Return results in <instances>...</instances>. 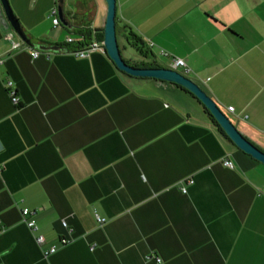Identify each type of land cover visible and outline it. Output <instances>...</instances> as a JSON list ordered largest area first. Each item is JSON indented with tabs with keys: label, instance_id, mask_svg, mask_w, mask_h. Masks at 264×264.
<instances>
[{
	"label": "crops",
	"instance_id": "0c3cea01",
	"mask_svg": "<svg viewBox=\"0 0 264 264\" xmlns=\"http://www.w3.org/2000/svg\"><path fill=\"white\" fill-rule=\"evenodd\" d=\"M63 3L66 25L54 27L56 0H9L35 44L70 49L67 35L103 29L105 0ZM116 20L125 60L183 58L264 151V0H117ZM13 31L0 19V264H264V164L192 94L121 72L106 52L40 50Z\"/></svg>",
	"mask_w": 264,
	"mask_h": 264
},
{
	"label": "water",
	"instance_id": "95a60500",
	"mask_svg": "<svg viewBox=\"0 0 264 264\" xmlns=\"http://www.w3.org/2000/svg\"><path fill=\"white\" fill-rule=\"evenodd\" d=\"M105 1L107 3V11L106 20L103 26V41L106 48L105 51L109 58L115 63V66L120 69L121 72L135 77H149L163 80L165 82L177 84L178 86L188 90L206 107L209 114L215 118L216 123L222 128V131L227 135L226 137L235 145V147L240 149V151L245 154L250 155L251 158L264 164V151L259 149L246 137H244L232 120L222 111L218 103L211 98L200 85L195 83L192 78L180 73L176 69L164 66L137 67L135 64L122 57L116 29L117 0ZM63 4V0H56L58 19L62 24L66 25ZM0 19L3 20L7 30L13 29V32L21 38L24 44L46 51L61 50L58 45L42 46L40 44L32 43L22 30L21 25L9 4V0H0Z\"/></svg>",
	"mask_w": 264,
	"mask_h": 264
},
{
	"label": "built area",
	"instance_id": "2783aa9c",
	"mask_svg": "<svg viewBox=\"0 0 264 264\" xmlns=\"http://www.w3.org/2000/svg\"><path fill=\"white\" fill-rule=\"evenodd\" d=\"M51 15H52V22L54 27H57L60 25V21H59V17H58V11L57 8L54 7L51 11ZM12 33L8 34L7 38L11 39L12 38ZM65 44L73 46V48H70V52L75 54L76 56L80 57V58H84L87 57L91 52H102L105 53V45H104V41L103 39L98 40L95 39L92 35L91 39L88 42H84V37L81 34H72V35H67L65 38ZM151 45V44H150ZM21 45V42H15L13 41V46L12 48H17ZM161 54L164 55V57H168L170 59V64L169 66H167V68H171V69H176V70H181L179 71L180 73L186 75L189 71V66L187 65L186 61L183 58H179V56H174V55H170L167 52H164V50L161 51ZM31 55L36 58L39 55V51L33 49L31 51ZM6 91L11 99V101L13 102L14 105L20 104V99L17 95V88L14 86L13 82L11 80H8L6 82ZM228 112H234V108L228 107ZM225 166L227 167H233V162L229 159H227L225 161ZM1 169V166H0ZM189 183L192 182L191 179H188ZM182 191L185 192L186 188L184 186L181 187ZM32 213L29 208L24 207L21 209V214L23 217V222L28 226V228L36 233L39 229V226L37 224V222L34 220V218L32 217ZM97 220L99 221L100 224H102L103 222H105L104 218H101V216H97ZM61 224L63 227H65L68 232H73V229L71 226H69L66 222L65 219L61 220ZM35 241L39 244V245H43L45 244V239L42 236L41 233L39 234H35ZM71 241L70 238L66 237V236H61L59 238V243L60 245H65L67 243H69ZM58 249V246L56 244L50 246L48 249H45L43 251V255L45 257H47L48 255H50L51 253L55 252ZM91 249H93V246H91ZM155 259L157 260V262H160V259L157 258V256H155Z\"/></svg>",
	"mask_w": 264,
	"mask_h": 264
},
{
	"label": "trees",
	"instance_id": "16d2710c",
	"mask_svg": "<svg viewBox=\"0 0 264 264\" xmlns=\"http://www.w3.org/2000/svg\"><path fill=\"white\" fill-rule=\"evenodd\" d=\"M21 28H22V27H21ZM22 30H23V29H22ZM23 31H24V30H23ZM79 34L83 35V37H84V42H88V41L91 39L92 35H93V37H94L95 39H98V40L103 39V35H104V33H103V29H93V28L80 30V33H79ZM40 45H42V46H49V45L46 44L45 42L40 43ZM56 45H58L59 48H60L61 50H64V51H70V49L64 47L62 44H56ZM51 46H54V45H51ZM138 51H139L142 55H143L144 53L147 54V51L144 50V49L139 48ZM131 63H132V62H131ZM133 64H135V63H133ZM135 66H137V67H144V66L158 67V66H163V65L160 64V63H158V62H156V61H154V60H151V61H150V60H147V61H141L140 63H136ZM176 85H177V84H176ZM178 87H180V86H178ZM180 88L183 89V90H185V91H187V92H189L188 90H186V89H184V88H182V87H180ZM189 93L192 94L191 92H189ZM192 97L195 98L194 95H192ZM195 99H196L198 102H200L197 98H195ZM200 103H201V102H200ZM201 104H202V103H201ZM202 106H203V108L205 109V110H204L205 113L211 118V120H212V122L215 124V126H216V127L222 132L223 136L226 137L227 135L222 131V128L216 123L215 118H213L212 115L209 114L208 110L206 109V107H205L203 104H202ZM226 138H227V137H226ZM227 139H228V138H227Z\"/></svg>",
	"mask_w": 264,
	"mask_h": 264
},
{
	"label": "rangeland",
	"instance_id": "374dc122",
	"mask_svg": "<svg viewBox=\"0 0 264 264\" xmlns=\"http://www.w3.org/2000/svg\"><path fill=\"white\" fill-rule=\"evenodd\" d=\"M139 56H141V55H139ZM142 57H144V58H142V60L145 58H148V54L144 53ZM179 71H181V70H179Z\"/></svg>",
	"mask_w": 264,
	"mask_h": 264
}]
</instances>
